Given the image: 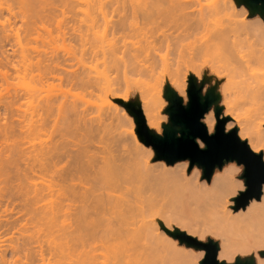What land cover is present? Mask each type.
<instances>
[{"label": "rangeland", "instance_id": "1", "mask_svg": "<svg viewBox=\"0 0 264 264\" xmlns=\"http://www.w3.org/2000/svg\"><path fill=\"white\" fill-rule=\"evenodd\" d=\"M50 1L54 6H52L53 15L55 13L54 17L49 16L45 18L46 25L49 24L48 26H43L44 21L42 20V24L37 22L35 26L39 27L38 23L43 26L41 28L40 25L41 30L40 28L37 29L41 31V35L38 33L39 36L37 38L31 37V35V39L26 40V42L29 41L26 45L23 42L25 39L20 36L23 32L26 35L25 27L22 24L20 25L22 23L19 20L20 18H16L15 20H13L14 18L9 19L7 14H5L6 16L4 15L5 12L1 15H4V17H0L1 21L7 18V21L8 19L10 20V24L11 22L14 23L11 25L13 28L11 32L15 30L13 32L14 35L15 33L19 34L20 39H24L21 41L23 42V45H21L25 49L19 48L20 45L17 47L18 44L14 45L17 42L13 40L15 36L11 34L9 37L11 40L7 38L9 41L4 39V42L1 41L0 43V76L2 75L0 77V160H2L0 163L4 166L7 160L19 156L17 153L20 152L21 148L24 149H22L23 151L20 152V155L24 153L23 158L25 159L26 153H28L25 149L30 150L35 148V151H32V154H34L37 147L46 149L49 146H54L62 153L56 166L57 168L59 167L60 172L64 173L66 170L72 168H82V171L75 172L72 181L68 179L58 180L59 169H57V177H53V174L51 177L49 173L52 172H46L47 174H44L45 178L42 179L44 181L39 179L42 174H39V177L36 178L32 177V179L41 184L43 182L56 184L54 186L55 192L50 199L62 200L70 204V208L66 212L73 213L77 211L79 203L72 201L74 199L73 192L79 189H89L93 184L97 183L99 187L95 190L94 194L99 197L100 203L103 206H108L107 199L115 203L132 193L137 195V198L141 199L140 201L143 199L142 203L145 201L144 205L147 203V205L152 207L153 211L148 213L146 220L157 223L161 230L164 228L170 231L177 229L198 240L208 241L211 239L216 241L219 245L217 259L220 261H224L219 257L220 250L224 248L234 259L236 257L241 259L253 257L254 264H259L256 262V254H259L261 248L258 246L245 248L240 236L227 227V222L219 218L217 219L213 209L209 208V206L207 207L206 201H204V204L202 200L198 199L200 190L211 186V179L207 182L202 178L201 167L193 165L189 168L188 159L179 160L172 164L167 163L164 159H156L154 150L150 146H145L139 140L134 118L118 100L125 103H139L146 124L148 125L150 122L156 126L158 131L151 130L162 135V125L169 122L168 114L165 112L168 102L163 96L165 86L170 85L183 98V103L186 104L188 100L186 95L187 79L189 76H194L198 84L203 82V94L209 87L216 86V92L220 96L218 105L223 107L221 117L226 116L225 109L227 107L233 106L234 120L231 121L229 117L225 124V132L236 128L240 140H246L247 143L249 140L255 141L259 120L252 112L251 125L247 126V105L233 103L234 96L231 94V83L239 79L235 70L240 71L236 69L239 67L240 57H242V62H245L250 68H255L258 65L255 53L261 48L259 27H261V19L264 21V13L260 14L257 12L253 14L247 6L240 5L234 0L238 8L208 13L205 27L199 28L194 34L189 35L186 33L187 31L182 20L174 14L155 8L149 12H143L144 10H149L147 7L145 9L148 0H131L132 4L126 0V3L124 2L125 5L123 1L119 0L122 3V7L126 6L124 9L119 8V11L114 10L115 12L112 11V13H110V10L105 17L106 21H103L101 18L99 19L101 42L99 41L100 45L98 49L97 47L93 48L89 46L90 44L81 46L78 40V34H83V37L85 35L87 39H90L88 37L91 36V31L84 16L88 11V7L91 6L90 1L68 0L67 2L65 0L64 2L57 0L58 3L57 1ZM222 1L224 0H186L187 11L194 16L199 10L206 12L208 8ZM136 5L140 6L139 8L142 7V10L139 11L145 14L138 13ZM45 6L46 8L48 7L47 5ZM59 6L63 10V15H58V13H62L61 9L57 8ZM131 6H133V9ZM16 7L17 5L14 8L17 9ZM55 8L57 9L55 10ZM82 8L87 11L85 12ZM133 13L136 15L134 16ZM62 16L66 18H62ZM5 20L3 21L6 22ZM47 20L51 21V23H48ZM74 20L78 24L74 23ZM7 23L5 25H8ZM111 23L116 25L115 28L117 30L114 38L110 33ZM73 24H77L75 25L77 28L82 26L81 32L79 30V32L73 33L74 30H70L73 33V35L72 33L70 35V31L68 30L69 28L72 29ZM226 24L237 25L239 32L230 35V39L226 42L218 41L213 31L217 28L219 29V27L220 29L223 28ZM64 28L65 31L68 29L66 35L62 33ZM76 31L78 30L76 29ZM102 35L104 38H102ZM35 36L37 35L35 34ZM115 38L118 39L116 40ZM112 39H114V43L115 40L117 41L115 44L119 48L117 57H123L129 50H134L147 44L150 54L153 56H150L154 62L152 73L144 75L141 73L136 74V71L135 74L133 72L131 75L129 72L128 79L124 80L121 70L117 73L115 69L105 67L102 51L110 49L109 46L114 44ZM104 42L108 45L104 44ZM23 50L35 55V57L37 56V59L40 58L43 61L41 63L39 61V64H34L35 66L33 67H27L26 64L24 65V60V63L21 62L22 52L26 53ZM229 51L234 52L232 63L229 60ZM31 54H29L30 57L32 56ZM37 59H32V61L36 62ZM245 63L243 64L246 66ZM244 65L242 69L245 72ZM6 75L7 77H5ZM30 89H33V91ZM34 92L35 95L33 94ZM47 99L48 101H46ZM45 101L52 102L48 113H44L46 112ZM33 107L34 109H40V111L36 110L38 114L33 111ZM113 107H117L119 112H115L117 110L113 112ZM31 111L35 112L36 114L34 113V115L36 116L42 112L38 117H35L37 121L33 119ZM25 112L28 113V116ZM209 112L214 114L213 107L207 113ZM107 116L111 117L107 118ZM29 117L35 123L31 122L33 123V128L35 127L34 125H37V128L41 125V127L39 126L40 129L38 128L40 134L37 128V131L33 129L34 133L36 132L37 134L34 135L35 138H33V135V137L31 136L33 130L28 131H32L30 134L25 132L26 136L22 135L25 134L22 128H20L22 130H19V125H23L21 127L25 125L24 128H26L27 121L28 123L31 121ZM226 117L228 118V116ZM110 123L111 130L109 129L108 133L106 127ZM31 127L32 125H30V128L24 130L27 131ZM10 128L13 129V133ZM20 131H22V134ZM212 133H214V130ZM32 138L34 140H29ZM17 139L18 141L16 142ZM196 142L200 148H205L204 143L200 139H196ZM13 149L16 151V154L14 153L15 156L10 157L14 152ZM9 150L10 154L8 155ZM5 156L7 157L5 158ZM21 157H18V159H21ZM23 158L18 161L19 164L20 162L21 164L24 162L22 161L24 160ZM28 158L30 157L28 156ZM15 161L17 162V160ZM25 162L22 164V167L25 165ZM105 162H108L113 167L114 174L102 177L100 182L97 180V182L93 183L95 169L104 166ZM17 163L14 162L15 165L11 164L13 172L16 171H14L16 167L14 168L12 165L16 166ZM2 165H0L1 172ZM227 165H235L237 167L238 178L243 184L240 176L243 173L244 166L242 164L238 165L235 161L224 162L220 169L217 167L214 169L213 174L221 172L223 167ZM6 168L3 169L6 170ZM12 170L8 171L13 173ZM5 172L3 170L0 173L1 180L4 178V181L2 180V184L4 183V185L0 187V190L2 187H4V190L11 186H13V190L18 180L16 179V174L13 173L12 177L11 173L8 174L6 172L8 176H3L2 174L6 175ZM28 174L26 177H30V173ZM9 175H11L10 178ZM6 178H9L11 182ZM30 179H26L25 183ZM243 189L244 184L240 190ZM238 192L235 196L238 195ZM216 193L214 192V194ZM147 196L150 199H146ZM232 198H230L231 210L234 213L244 211L245 208L237 211L233 210L232 206L234 202ZM2 200L4 203L10 201L7 196L3 197ZM251 202L259 203L260 199H252L249 203ZM9 203L18 205L19 201L18 199H13ZM89 203L92 204V199ZM155 207H159V209H154ZM91 212L93 213L94 211L91 210ZM105 216L111 219L108 214H105ZM8 217L9 215L4 211V207H1L0 221L5 219L11 221L12 218ZM255 217L263 224L264 211H260ZM90 224L88 220L84 226V231L88 234L83 235L81 238H76L75 243L71 244V249H74V252L71 251L68 257L59 259L51 251L54 246L63 242L61 236L56 235V232L41 231L35 233L34 224H28L29 234L34 232L35 236H38V234L45 236L39 240L36 238L28 240L26 238L28 232L20 224L5 225L0 223V256L5 255L7 258V263L5 264H69V262L74 260L75 254L81 250L95 256L97 264L110 261L113 254L116 253L117 244L112 240L109 241V246L107 245L108 241L103 244V241L105 239L109 240L111 235L110 237L108 235V238H106L107 236L100 238L98 235L100 226L93 227ZM166 234L173 238L168 233ZM101 239L104 240L102 241ZM176 241L188 255H194L196 264H199L203 251L189 247L185 243H180L178 239ZM40 244L42 245V256H40L41 253L39 251ZM20 247L23 250L18 251ZM49 248L51 249L50 251ZM234 259L232 262H234ZM178 264L185 263L181 261Z\"/></svg>", "mask_w": 264, "mask_h": 264}, {"label": "bare ground", "instance_id": "2", "mask_svg": "<svg viewBox=\"0 0 264 264\" xmlns=\"http://www.w3.org/2000/svg\"><path fill=\"white\" fill-rule=\"evenodd\" d=\"M53 1H57V0H53ZM61 1L65 2V0H61ZM66 1L68 2V0H66ZM89 1L91 3V6H89L90 8L88 6L87 7H88V11L90 9L91 10L89 12L86 10L87 13H85L86 11L83 8L82 9L85 11L84 13L88 16L87 17L86 15H84L85 19H86V23L88 24V28L91 31V33H90L91 36L88 35L89 36L88 38H90V39H87V37H85V35H84V37H85L84 38L82 36L83 34H78V40H79L81 46H86L87 44H90L89 46H91L93 48H95V47L98 48V46L100 45L99 41L101 42V40H100L101 37H100V33H99V19L101 18L103 21H106L105 17L107 16V12L109 13V11L111 10L110 13H112V11H114V10L119 11L120 10L119 8L124 9L126 6L122 7L121 2L123 1V3L124 2L126 3V0H120L121 2H119V0H106V1L89 0ZM128 1L130 2L131 0H128ZM148 1H147V6H145V9L149 8V10L147 9V10H144L143 12H149L150 10L155 8V9H163L167 13L174 14L177 18H180L182 20L183 24L185 25V30L187 31L186 33L189 35L194 34L197 29L205 27V21L208 17V13H212L213 11L214 12H220V11H226L227 9L238 8V6L234 3V0H229V1L224 0L220 3H218L217 5H214L211 8H208V10L206 12H204L203 10H199V12L197 14L192 16L189 13V11H187L186 0H148ZM50 2H51L50 0H42V1L41 0H2V1H0V17L3 18L4 15L7 14L9 19L14 18L13 20H15L16 18H18V19L20 18L19 20L22 21V23H20V25L22 24L25 27L24 30H26L25 33L27 35L26 36L25 34H23L24 33L23 32L22 35H20V36H21V38H24L25 40L20 39L19 34L17 35L15 33V35H14L13 32H15V30L13 32H11L13 30L11 25L14 23L11 22V24H10V20L8 19V21H9L8 22L6 17H5L6 20L3 19L6 22H4L3 20L1 21V18H0V21H1L0 22V43H1V41L4 42V39H7V38L10 39L9 37L11 35L12 36L14 35L15 37H13V40H15L17 42V43L15 42L16 44H14V45L16 46L18 44L17 47L20 45L19 48L24 49V48H22V47H24V46H22L23 42H25V45H26L29 42V41L26 42V40L31 39V37L37 38L39 35H41L40 34L41 31H38L37 29L40 28V25L43 23L42 21H44V24H42L44 26V25H46L45 18H48L49 16L54 17L55 13L53 15V11H52L53 10V8H52L53 3L52 2L50 3ZM48 3H50V4L48 5ZM57 3H58V1H57ZM125 3H124V5H125ZM16 5H17L16 8L18 10L14 8ZM45 5H47L48 7L46 8ZM60 6H61V3H60ZM60 6L57 8H60ZM133 6H134V4H133ZM133 6H131L132 9H133ZM137 7L138 8L136 11L138 13H140V12L143 13L142 11H139V10H142V7L141 8H139L140 6H137ZM57 8H55V10ZM61 8H62V6H61ZM240 9H243V8H240ZM134 10H135V8H134ZM62 11L63 10L61 9V12ZM67 12H69V11H67ZM67 12H65V13H67ZM3 13H4V15L1 16ZM51 13H52V15H50ZM135 13H133L134 16L136 15ZM56 14H57V11H56ZM60 14L63 15V12L58 13V15H60ZM143 14H145V13H143ZM147 14H146V16H147ZM62 18H66V17L62 16ZM74 18H75V16H74ZM37 22L41 23L40 25L38 23L39 27L35 26L37 24ZM47 22L51 23V21L49 22L48 20H47ZM75 22H76V20H74V23ZM5 23H7L8 25H5ZM260 23H261V27H259V31H260L259 38H260V42H261L260 43L261 48H260V50L256 51V53H255V59H256V63L258 65L255 68H250L245 62H242V57H240L239 67L236 68V69H239L240 71L235 70V73L237 74V77L239 79L236 81H233L231 83V94H233V96H234V98H233L234 104H245V105H247V110H246L247 116H248L247 126L251 125V113L252 112L254 113V115H256V118L259 120L258 121V127H257L258 128L257 129V138L255 141L249 140V142L247 144L253 152H255V153L262 152L263 153V160H264V21H262V19H261ZM77 24H75V25H77ZM42 25H41V28L43 27ZM48 25L49 24H47L46 26H48ZM75 25L72 26V29L69 28V30L68 29L67 30L68 31L74 30L75 32L73 31V33L79 32V30L81 32L82 26L79 25L80 26V27L78 26L80 28L79 29ZM23 26H22V28H23ZM110 27H111L110 33H111V35H113V38H114V36H115L114 34L117 31L115 28L116 25L114 23H111ZM41 28H40V30H41ZM73 28H76L78 31H76V29H73ZM14 29H15V27H14ZM45 29H46V27H45ZM217 29L213 31V34L218 41H222V42H226L228 39H230V35L236 34L237 32H239V27L237 25H232V24H229V25L226 24L225 26H223V28L220 29V27H219V29L218 30ZM67 30L65 31V28H64V30H62L63 35L67 34V32H68ZM71 31L69 33L70 35L72 33ZM46 32L50 33L49 31H46ZM34 33L37 36H35ZM38 33H39V35H38ZM73 33H72V35H73ZM23 35H25V36H23ZM102 38H104V36ZM8 39H7V41H9ZM115 39L117 40L118 38H115ZM102 40H104V39H102ZM112 40L114 43V39H112ZM116 40H115V43H117ZM21 41H23V42H21ZM105 42H104V44H107ZM96 44H98V45L96 46ZM109 44H110V42H109ZM114 44H111L110 46H112V47L109 46L110 49L106 50V51L105 50L102 51V48H101L102 55L104 57L105 67L113 68V70L115 69L117 73H119L118 71L121 70L122 75H123V76L122 75L121 76L124 80H127L131 73L134 72V74H135L136 71H137L136 74L141 73V74L146 75L148 73H152L154 62L152 60L153 58L151 59V57H153V56H151L150 50H149V47L147 44H145V45H143L137 49L129 50L125 54V56H123V57H117V52H118L119 48H118V46H116L117 44H115V45ZM24 52H26V51H24ZM29 54H31V53H28V52L23 53L22 52V56H21L22 57L21 62L22 63L25 62L24 65L26 64L27 67H33V66H35L34 64H37L39 61H40L39 63H41V61H43L40 58L37 59L38 57L37 56L35 57V55H33V54H31L33 56V58H32V56L30 57ZM229 54H230L229 60H230V63H232L234 60L233 59L234 56H232V55H234V52L229 51ZM26 55H28V56L26 57ZM28 57H30L31 59ZM24 58H26L28 63L30 62L31 64L29 63V65H28L27 61H25L26 59H24ZM32 59H37V60H36V62H34V61H32ZM23 60H24V62H23ZM46 61H47V59H46ZM32 63H33V65H32ZM243 63H245L246 66ZM243 65L245 66V72L242 69ZM234 68H235V66H234ZM129 72H130V74H129ZM233 72H234V70H233ZM104 73H106V71H104ZM5 74H7V73H5ZM5 77H7V75ZM32 87L34 88V86H32ZM30 90L33 91V89H30ZM33 94L35 95V92ZM34 97H36V96H34ZM46 101H48V99ZM45 102H44V104H45L44 106L47 107V108L45 107L46 112H44L45 110L43 109L44 108L43 106H42L43 108L41 107L44 110V111L42 110V112L48 113V111H50V109H51V108H49V106L52 102H46V103ZM112 109H113V112H114V110H117L115 112H119V109L117 107H113ZM36 110H38V109H34V107H33V111L36 112ZM38 111H40V109ZM38 111L36 112L37 114H38ZM35 112H32L33 113L32 115L34 118L32 117L31 113H30V115L33 119L36 120L35 117H38L40 114H42V112H40L39 115H37V116L34 115ZM25 113H27V112H25ZM28 113H29V111H28ZM28 113H27V116H28ZM108 114H110V113H108ZM225 114H226V116L230 117L231 121L234 120L233 106L227 107L225 109ZM115 115H117V114H115ZM117 116H119V115H117ZM31 117H29V118H31ZM110 117L107 116V118H110ZM112 117H113V115H112ZM32 118H31V121L29 119V121H30L29 123H28V121L26 123V125H27L26 128H30V125H32L31 129H29V130L27 129V131H25L24 130V129H26V128H24L25 125H24V127H21L23 125H19V130L23 129L24 133L28 132L30 130H33V129L36 130L37 125H34L35 127L33 128L34 122L32 121L33 120ZM127 119H129V118L127 117ZM202 121L205 123L208 133L209 134L212 133L214 130V127L216 125L214 114L211 112L205 114ZM31 122H33V123H31ZM39 126L41 127V125H39ZM39 126H38V128L40 129ZM110 126H111V123H110V125H107V127H106V131L108 133H109V129L111 130ZM148 126H149V128L154 129L155 131H158L157 127L154 126L153 124H151L150 122L148 123ZM11 128H13V127H11ZM20 128H22V129H20ZM39 129H38V132L40 134ZM12 130L13 129H11V132L13 133ZM34 130H33V132L31 131L32 133L28 132V134L31 133V136L37 135L36 132L34 133ZM21 132L22 131H20V133ZM227 132H229V131H227ZM5 134H6V132H5ZM22 135L26 136V133L22 134ZM27 136H29V135H27ZM33 138H35V136ZM33 138L29 139V140L32 141V140H34ZM6 139H5V141H6ZM14 140H15V138H14ZM17 141H18V139L16 140V142ZM10 142H8V143H10ZM19 144H21V143H19ZM200 146H201V144H200ZM20 147H21V145H20ZM17 148H19V147H17ZM41 148L42 147H40V148L37 147L36 152L35 153L33 152L34 154H32V151H35L34 150L35 148H32L33 150L30 149L31 152H30V150L25 149L26 152L28 151V153H26L25 159H27L28 156L30 157L27 159L28 161L30 159V161L27 163L25 162L27 160H25L23 158L24 153L22 152L23 153V154H21L22 157L20 155V152L23 151L22 149H24V148H21V150L15 149L18 151L20 150V152L17 153V154H19V156L14 157V159L13 158L10 159L8 157L10 160H7L6 164L4 163L5 165H7V166L4 165L5 167H7L6 170L3 169L5 167L0 163V165L3 166L2 172L4 170V171L8 172V174L11 173L8 170H12L11 164H14V162L17 163L18 161H20L23 158L24 160H22V161H24L25 165H26V166L23 165V167H22V164L24 162L22 164H21V162H20V164L18 162L16 166L12 165V167H14V168L16 167V169H14V171L15 170L16 171L13 172V170H12V172L14 174H16V179H18L17 184H15L16 186L14 185L13 190H12L13 186L9 187L8 189L5 188L6 190L5 189L3 190L4 187H2L0 190V208L4 207V211L7 212L9 215L8 218H12L11 221L5 219V220H2L3 222L0 221V223H3L5 225L20 224L22 227L25 228L26 232H28L27 236H26V238L28 240L29 239L32 240L33 238H36L39 240V239H43L45 237V236H41L40 234H38V236H35L34 232L33 233L31 232V234H29V231H28L29 227H27L28 224H34V227L36 229V230H34V231H36L35 233H39L41 231H46V232H51V233L53 231L56 232V235L61 236V240H63V242L54 246L52 250L49 248V251L51 250L52 253L54 254V256L58 257L59 259L68 257V255L71 254V251L74 252V249H71V244L75 243L76 238H81V237H83V235L88 234L87 232L84 231V226H85V223L89 220L91 223L90 224L91 226H93V227L94 226H100V229L98 231V235L100 238L105 237V236H107L106 238H108V235H109V237L111 235V238L109 240L104 238L106 241L104 239H103L104 240L103 241L101 239L103 241V244L107 243V241H108L107 245L109 246V241H111V240L117 244L116 253L113 254V256L110 258V261H104V262H102V264H178L181 261H183L185 264H196L194 255H188L185 251H183L181 245L176 241V239H173L166 234V232L164 230L165 228L163 230H161L157 223L150 222V221L146 220V216L148 215V213H151V211H153L151 209L152 207L147 205V203H146V205H144L145 201H144V203H142L143 199H142V201H140L141 199L139 200V198H137V195H134L131 193L127 197L121 198L120 200L116 201L115 203H113L111 200L107 199V205L108 206H103L100 203L99 197L95 196V194H94L95 190L99 187L97 185V183H95V182H97V180L100 182L102 177L114 174L113 167L110 166L108 162H105L104 166H101V167H98L97 169H95V171H94L95 175L93 176L94 179L92 180L93 183H95V184H93L91 186V188L85 189V190L79 189V190H76L75 192H73V198L74 199L72 201L79 203V205L77 206V211H74L73 213L66 212L67 209L70 208V204H67V203H65V201H62V200L50 199L51 196L55 192L54 186H56V184L45 183V182H43V184H41L40 182H36L35 179L34 180L32 179V177L36 178V177H39V174H42L43 177H42V175L39 177V179L42 180L45 178V175L47 174L46 172H52V173H49L50 176L52 174H53L52 175L53 177L58 176V170L57 169H59V167L57 168L56 166L58 163L57 161L60 159V154L62 155V153H60L58 151V149L54 146H51V147L49 146L46 149H41ZM39 149H41V150H39ZM13 151H14V149H13ZM15 152L16 151H14L10 155V157L15 156V154H16ZM7 154L8 155L10 154V150H9V153H7ZM6 157L7 156H5V158ZM18 157H21V159L20 158L18 159ZM15 160H17V162ZM0 161H2V160H0ZM81 169L82 168H80V169L72 168V169L66 170L65 172L63 171L64 173L60 172L61 170L59 169L60 173L58 176V180H67L68 179V180L72 181L74 173L82 171ZM2 172L0 171V173H2ZM6 172H5L6 175H4V174H2V175L8 176ZM53 172H55L56 175ZM13 173H11V175ZM28 173H30L31 179H30V177H26V175H29ZM11 175H9V178ZM12 177H13V175H12ZM1 178L2 177L0 174V180H1ZM9 178H6V179H8L10 181ZM26 179H30V180H27V183H25ZM2 180L4 181V178ZM2 180L0 181L1 182L0 187L2 185H4V183L2 184V182H3ZM42 181H44V180H42ZM6 183H9V182H6ZM210 184H211L210 187H206V188H203L200 190V196L198 199L202 200L203 203H204V201H206L205 203L207 204V207L209 206V208L213 209V212L215 213V216L217 219L219 218V219L227 222V227L229 229H231L232 231L236 232L240 236L242 243H243V246L245 248H248L250 246H258L259 248H261V250H264V219H263V224H262L260 221L257 220V217H255V215L257 213H259L260 211H264V185L262 187V195L260 197L259 203L251 202L245 207L244 211L239 212V213H234L231 210L230 198L235 196V194L240 189L243 188V184L238 178L237 167L235 165H227V166L223 167L221 172H217V173L213 174V176L211 177ZM214 192H217V193L214 194ZM5 196H7L10 199V201L13 199H18V201H19L18 205H14L12 203H9L10 201H7L6 203H4L2 198ZM149 197L152 198L150 195H149ZM149 197L147 196L146 199H148ZM91 199H92V204L89 203V201ZM199 202H201V201H199ZM150 203H152V202H150ZM154 209H159V207L158 208L155 207ZM202 209H203V207H202ZM91 210H93L94 212L92 213ZM105 214H108L111 219L106 217ZM68 216H69V219H68ZM13 218H15V219H13ZM41 246L42 245L40 244L39 245V251L41 253L40 256H42ZM20 250H23V248L20 247L18 251H20ZM219 257L227 263H231L234 259L233 256L230 255L224 248H222L220 250ZM256 260H257L256 261L257 263L264 264V258L261 257L258 253L256 254ZM0 263L1 264L7 263V258L5 257V255L0 256ZM70 263H72V264H97V258L93 255H89L87 252L85 253L84 251L80 250L75 254L74 260L69 262V264Z\"/></svg>", "mask_w": 264, "mask_h": 264}, {"label": "water", "instance_id": "3", "mask_svg": "<svg viewBox=\"0 0 264 264\" xmlns=\"http://www.w3.org/2000/svg\"><path fill=\"white\" fill-rule=\"evenodd\" d=\"M238 4L248 7L251 13H264V0H236ZM203 82L197 83L194 76L187 79V102L170 86L166 85L163 96L168 105L165 112L169 122L162 125V135L151 130L146 124L141 106L137 102H118L125 107L127 112L134 118L136 133L139 140L146 146H150L155 152L156 159H164L167 163L179 160L189 161V168L197 165L202 169V178L209 181L214 169L221 168L224 162L235 161L244 166L240 178L243 180L244 189L232 198L234 211L244 209L252 199L259 200L264 185V160L263 153L253 152L246 140H240L237 129L233 128L225 132V123L229 119L221 117L223 107L218 105L219 94L216 86L209 87L202 93ZM213 107L216 125L214 133L209 134L206 126L201 121L203 116ZM200 139L205 148H200L196 142ZM173 238L185 243L187 246L202 250L203 256L199 264H254L253 257L241 259L236 257L234 262L227 263L217 259L219 245L216 241L198 240L187 235L183 231L164 229ZM264 258V250L259 251Z\"/></svg>", "mask_w": 264, "mask_h": 264}]
</instances>
